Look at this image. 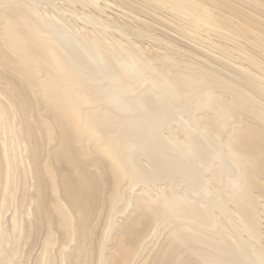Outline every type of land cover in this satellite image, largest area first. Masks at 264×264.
I'll list each match as a JSON object with an SVG mask.
<instances>
[{
	"label": "bare ground",
	"instance_id": "obj_1",
	"mask_svg": "<svg viewBox=\"0 0 264 264\" xmlns=\"http://www.w3.org/2000/svg\"><path fill=\"white\" fill-rule=\"evenodd\" d=\"M0 264H264V0H0Z\"/></svg>",
	"mask_w": 264,
	"mask_h": 264
},
{
	"label": "rangeland",
	"instance_id": "obj_2",
	"mask_svg": "<svg viewBox=\"0 0 264 264\" xmlns=\"http://www.w3.org/2000/svg\"><path fill=\"white\" fill-rule=\"evenodd\" d=\"M109 11V13H116V12H114V11H112V10H108Z\"/></svg>",
	"mask_w": 264,
	"mask_h": 264
}]
</instances>
